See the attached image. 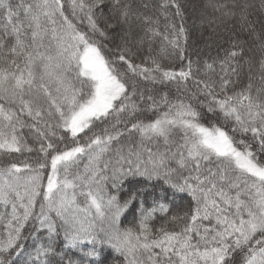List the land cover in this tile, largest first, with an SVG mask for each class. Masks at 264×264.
Segmentation results:
<instances>
[{"label":"snow or ice","instance_id":"6c2138e0","mask_svg":"<svg viewBox=\"0 0 264 264\" xmlns=\"http://www.w3.org/2000/svg\"><path fill=\"white\" fill-rule=\"evenodd\" d=\"M0 264H264V0H0Z\"/></svg>","mask_w":264,"mask_h":264}]
</instances>
